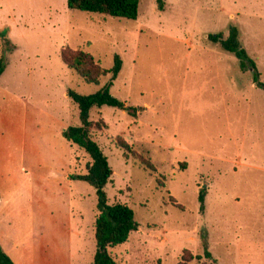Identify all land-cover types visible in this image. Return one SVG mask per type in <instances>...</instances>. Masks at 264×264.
Wrapping results in <instances>:
<instances>
[{
  "label": "rangeland",
  "instance_id": "rangeland-1",
  "mask_svg": "<svg viewBox=\"0 0 264 264\" xmlns=\"http://www.w3.org/2000/svg\"><path fill=\"white\" fill-rule=\"evenodd\" d=\"M161 1L139 0L133 20L0 0V248L14 264H88L95 252V189L70 179L90 159L62 131L80 123L67 91L93 94L111 75L84 82L65 47L105 69L119 55L110 93L137 108L89 111L103 122L91 134L113 171L108 204H127L139 224L110 250L117 264H264V90L207 40L235 25L264 83V0Z\"/></svg>",
  "mask_w": 264,
  "mask_h": 264
},
{
  "label": "trees",
  "instance_id": "trees-1",
  "mask_svg": "<svg viewBox=\"0 0 264 264\" xmlns=\"http://www.w3.org/2000/svg\"><path fill=\"white\" fill-rule=\"evenodd\" d=\"M66 4L69 9L73 10L135 20L138 16L139 0H66ZM158 8L162 9L161 0H158ZM207 40L219 45L222 50L234 54L239 60L240 68L252 69L255 74L254 82L259 88L264 90V83L258 80L259 73L256 70L254 62L241 46L240 32L235 25L228 27L226 36L222 32L214 33L208 35ZM60 57L63 63L75 71L86 83L97 84L101 77L107 74L111 75L110 81L93 94L82 95L74 90L67 91V96L78 107L80 123L79 125L68 126L62 131V136L67 142L81 148L90 159V163L87 165L84 174L70 176L72 180H80L92 186L95 189L97 197L99 214L96 217L94 226L95 252L92 261L88 264H117L110 250L126 242L129 235L137 231L139 224L135 221L133 210L127 204L121 202L108 204L104 188L112 181L113 171L107 157L91 134L93 125L101 127L103 122L94 124L90 121L89 111L93 107L109 106L124 110L130 116L136 117L137 108L126 105L125 102L115 98L110 93L112 81L116 79L122 68V60L119 55H114L113 66L110 69L103 68L93 55L83 49L65 47L62 49ZM4 67V58L1 57L0 74L3 72ZM115 144L124 150L125 153L130 151L129 145L122 138H118ZM144 163H146L149 169L154 170L149 161L145 160ZM204 198V190H201L198 195L200 211L204 210ZM202 246L204 256L211 259L212 256L208 250L205 233L202 235ZM196 258L199 259L200 257L196 256ZM191 260V258L186 259L185 262ZM0 264H14L12 259L1 248Z\"/></svg>",
  "mask_w": 264,
  "mask_h": 264
}]
</instances>
